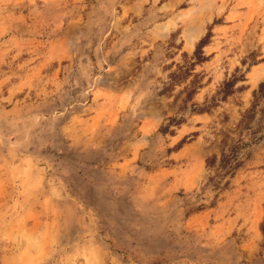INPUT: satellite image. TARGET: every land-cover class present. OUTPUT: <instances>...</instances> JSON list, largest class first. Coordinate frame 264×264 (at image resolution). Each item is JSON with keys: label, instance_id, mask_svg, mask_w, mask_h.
<instances>
[{"label": "rangeland", "instance_id": "obj_1", "mask_svg": "<svg viewBox=\"0 0 264 264\" xmlns=\"http://www.w3.org/2000/svg\"><path fill=\"white\" fill-rule=\"evenodd\" d=\"M262 82L264 0H0V264H264Z\"/></svg>", "mask_w": 264, "mask_h": 264}, {"label": "trees", "instance_id": "obj_2", "mask_svg": "<svg viewBox=\"0 0 264 264\" xmlns=\"http://www.w3.org/2000/svg\"><path fill=\"white\" fill-rule=\"evenodd\" d=\"M205 41H201V43H200V45L202 44V43H204ZM199 45V46H200ZM231 86H233V83L232 82H227V83H225V85H224V90H223V92H224V94H229V87H231ZM254 94H253V96H254V100L256 101V99L259 97V96H261V95H264V82H262V83H260L259 84V86H258V88H257V90H255L254 92H253ZM255 104V103H254ZM252 106H253V104H252ZM252 114H253V110L252 109H250L248 112H246L245 114H243V123L244 124H246L247 123V121L249 120V119H251V117H252ZM230 158H231V156L230 155H228V154H226V153H224L223 152V155H222V158H221V160H220V162L223 164V165H226L227 163H228V161L230 160ZM214 159H211L210 160V163H213L214 161H213ZM236 166V163L232 166V167H235Z\"/></svg>", "mask_w": 264, "mask_h": 264}]
</instances>
